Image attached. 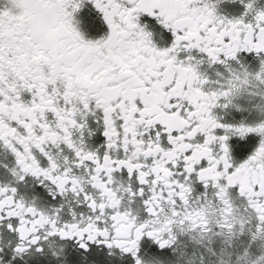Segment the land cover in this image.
<instances>
[{
  "label": "snow or ice",
  "instance_id": "obj_1",
  "mask_svg": "<svg viewBox=\"0 0 264 264\" xmlns=\"http://www.w3.org/2000/svg\"><path fill=\"white\" fill-rule=\"evenodd\" d=\"M0 264H264V0H0Z\"/></svg>",
  "mask_w": 264,
  "mask_h": 264
}]
</instances>
